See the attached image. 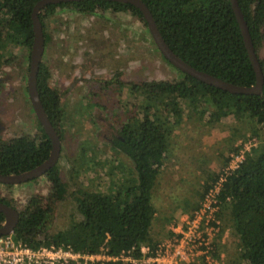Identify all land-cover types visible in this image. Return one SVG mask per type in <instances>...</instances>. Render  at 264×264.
<instances>
[{"label": "trees", "instance_id": "obj_1", "mask_svg": "<svg viewBox=\"0 0 264 264\" xmlns=\"http://www.w3.org/2000/svg\"><path fill=\"white\" fill-rule=\"evenodd\" d=\"M36 1L0 0V63L12 53L13 47L31 42V10ZM142 1L165 43L187 64L234 84L248 86L254 83V72L229 0ZM70 3L79 11L110 7L138 12L132 5L116 0H74ZM237 4L262 72L261 91L231 93L179 69L176 79L132 85L131 91L139 92L136 95L140 96L135 101L138 105L135 119L118 127L120 137L113 138L111 146L129 157L133 174L125 178L117 175L114 179L110 176L109 183L102 190L75 187L72 196L80 218L53 232L49 230L50 210L37 196H32L18 211L17 221L9 233L14 241L33 249L40 245L60 244L80 253L102 251L114 255L129 251L135 257L140 255L142 244L153 249L162 238L158 239L151 233L155 214L152 188L163 166L168 134L180 123L186 107L205 121H219L228 116L234 120L243 116L250 121L242 140L252 136L258 141L245 151L239 165L222 180L216 217L222 222V231L225 227L222 215L226 211L231 229L224 241L216 240L215 250L223 248L230 239L235 253L233 262L264 264V55H258L264 42V0H237ZM53 6V3L47 4L43 10L51 11ZM47 77L48 71L40 62L36 90L47 116L51 120L54 117L59 119L61 109ZM238 146L235 143L229 149L234 151ZM49 149L47 138L40 147L26 137L8 142L0 140V173L30 169L46 158ZM89 151L93 153L92 148ZM227 160L228 155H225L223 165ZM73 167L74 164L71 169ZM221 167L206 175L196 189V199L184 201L180 211L191 213L217 179ZM47 176L52 181L55 196L60 197L65 189L60 169L53 165ZM177 220L178 216L173 217L172 223ZM2 221L0 212V224ZM172 234L167 227L166 236Z\"/></svg>", "mask_w": 264, "mask_h": 264}, {"label": "rangeland", "instance_id": "obj_2", "mask_svg": "<svg viewBox=\"0 0 264 264\" xmlns=\"http://www.w3.org/2000/svg\"><path fill=\"white\" fill-rule=\"evenodd\" d=\"M78 17L74 32L66 33L63 40L53 35L45 43L44 63L56 77L58 70L66 67L69 69L71 62L81 65L86 74L96 69L102 70L101 73L120 69L122 77L132 75L139 80L158 76L176 79L179 76L175 68L159 59L152 49V44L142 40V34L148 35L147 31L130 15L116 13L107 15L106 18L94 15L93 19L87 22V27L83 17ZM135 31L141 35L133 36ZM78 37L81 41L77 40ZM26 44L17 47L20 49L17 58L22 63L13 69L17 77L18 73L25 72L28 59ZM258 54L264 55V42ZM82 90L83 85L80 83L72 88L74 93L72 102L79 106L77 111L82 113L77 112L71 131L65 134L71 135L64 151V157L69 158L62 157L59 161L61 178L67 191L76 186L102 190V187L109 183L110 176L114 179L117 175L125 178L133 174L130 160L109 146L106 138L112 133V127L97 109L93 111L96 118L91 123L92 117L88 116L90 113L85 112V105L79 100ZM184 106L182 103V107ZM249 125L250 121L243 116L235 120L228 116L219 121H205L198 117L194 110L186 107L183 109L180 123L168 134L163 166L152 188L151 200L155 207L151 222L152 235L158 239L166 237V228L169 227L172 218L183 213L180 208L184 201L192 202L196 199L195 192L199 184L208 173L223 165V157L231 152L229 147L242 139L243 134L248 132ZM259 136L257 135L258 139ZM89 148H92L93 153ZM79 218L80 214L73 198L66 196L53 213L49 230L53 232L67 226L71 220ZM222 219L229 232L231 225L226 211ZM232 242L233 240L229 239L220 249L224 253L221 264H244L242 261L233 262L235 253Z\"/></svg>", "mask_w": 264, "mask_h": 264}, {"label": "flooded vegetation", "instance_id": "obj_3", "mask_svg": "<svg viewBox=\"0 0 264 264\" xmlns=\"http://www.w3.org/2000/svg\"><path fill=\"white\" fill-rule=\"evenodd\" d=\"M72 1L74 0L51 2L54 4L51 11L45 12L43 10V7L50 3L40 6L37 10V17L40 21L43 36V48L40 62L44 64L48 71L47 81L49 86L53 90H55L56 103L57 106L61 109L60 118L56 119L54 117L51 120V118L47 116L44 108L43 110L58 137L59 150L55 162L37 175L17 182L0 181V202H3L15 209L17 211V217L18 211L30 200L32 196H37L40 199L42 205L45 206L48 211L50 210V213L52 215L56 211V208L63 198H65L66 196L73 198L72 191L74 188L67 191L65 184L63 194L60 197H56L52 181L47 176L48 169L53 165H56L59 169L61 168L59 161L62 157H64V151L66 149L65 145L69 143L71 137L70 134H68L67 136L65 134L71 131L74 118L77 117V108L79 106L73 104L72 102L74 94L72 91L73 86L78 83L83 85V92L79 100L80 102L84 103L85 112L90 113L88 114V116L91 115L92 117L91 123H93L94 119L96 118V115L93 112L96 109L103 118L109 121L112 127V133H110L106 140L109 146L113 148L111 146L112 139L120 137L118 133V127L127 120L131 121V119H135V114L138 110V105L135 103V101L136 99L140 98L139 95H136L139 92L131 91V86H142L144 81H152L158 79H165L170 81L174 79L164 76H158L143 78L139 80L136 77H132V75L124 78L122 77V70L120 69L114 71L110 70L106 73H101L102 70L96 69L94 72H89L88 74H86L85 69L82 70L81 65H77L74 62L70 63L71 65L69 66V69L67 67L63 68L61 71L59 69L58 77H56L55 75L51 74L52 72L49 71L48 67L44 63L46 59L45 43L48 39H51V37L55 35L56 37L63 40L66 33L74 32L75 21L78 16L83 17L84 24L86 26L88 25L87 22L91 21L94 15L106 18V16L110 14H128L136 19L140 23V25L143 26L147 31L148 35L142 34V40L148 41L150 44H152V49L159 56V59L161 61H164L170 67L175 68L179 74L178 68L170 63L161 54V52L155 45L150 31L147 27L146 19L138 7L134 6L131 3L123 2L132 5L138 10V12L133 13L130 12L129 9L113 10L110 7L102 9L94 8L92 11H79L72 6V4L70 3ZM54 16H56V18H52ZM73 17L75 18V20ZM50 19H52V22H50ZM110 21L114 22V20L112 19H110ZM139 35H141L140 32L135 31L133 33V36ZM77 40L81 41V38L78 37ZM30 44L31 42H28L25 46L28 58L25 66V72L18 73V77L13 73L14 67H16L17 65L18 67L22 65L21 60L19 62L17 58L20 52V49L17 48L18 46L13 47L12 53L9 56L4 57L0 63V140L8 142L17 137H26L27 139L33 141L35 145L40 147L42 146L45 138H47L50 142L51 149V139L45 131L42 123L36 116L27 91L26 79L28 72ZM70 59L73 60V58ZM78 75L80 76L78 77ZM64 128L66 129L65 132ZM113 149L117 151L118 154L124 155V157L129 159V157H127L123 152H120L115 148ZM64 158L67 159L69 157L65 156Z\"/></svg>", "mask_w": 264, "mask_h": 264}, {"label": "built area", "instance_id": "obj_4", "mask_svg": "<svg viewBox=\"0 0 264 264\" xmlns=\"http://www.w3.org/2000/svg\"><path fill=\"white\" fill-rule=\"evenodd\" d=\"M257 143L255 137L239 139L236 150L217 173V179L204 192L191 213L183 212L170 223L172 236H166L150 249L140 245V255L127 252L106 254L102 251L80 253L62 245H40L35 249L14 241L9 233L0 235V264H221L222 250H215L216 240L224 241L228 228L216 217L218 194L224 177L236 168L245 151ZM220 235H219V234ZM219 236V237H218ZM3 245L4 247H2Z\"/></svg>", "mask_w": 264, "mask_h": 264}, {"label": "water", "instance_id": "obj_5", "mask_svg": "<svg viewBox=\"0 0 264 264\" xmlns=\"http://www.w3.org/2000/svg\"><path fill=\"white\" fill-rule=\"evenodd\" d=\"M59 1H66V0H37L32 6V10H31L32 38L30 44L28 72L26 79L27 91L30 97V102L36 113V116L42 123L45 131L47 132V134L51 139V149L49 151L48 156L41 163H39L38 165L34 166L33 168L27 171H23L17 174H0L1 182H17L32 177L34 175H37L41 171H44L49 166H51L55 162V159L58 154V150H59L58 137L53 127L49 123L44 113L41 102L39 100V96L36 90V73L38 70L42 48H43V36H42L40 21L37 17V10L40 6L44 4L51 2H59ZM117 1L128 2L139 8V10L142 12L143 16L146 19L147 27L150 31L151 37L155 45L157 46L161 54L180 71L186 72L203 82L212 84L216 87L227 90L231 93H259L261 91L262 82H263L262 72L260 69L257 55L254 51L247 30L245 20L242 17L241 11L237 4V0H229V1L235 19L239 26L243 44L245 46L248 58L250 60L254 72V83L248 86L234 84L222 80L204 71L197 70L191 65L187 64L185 61L179 58L165 43V41L163 40L162 36L160 35L155 25V22L151 16L148 7L142 0H117ZM0 211L4 215V219L0 224V235L11 233L17 221V211L3 202H0Z\"/></svg>", "mask_w": 264, "mask_h": 264}]
</instances>
